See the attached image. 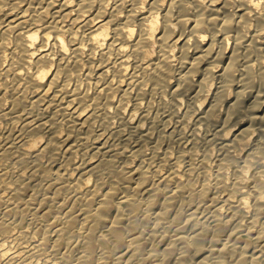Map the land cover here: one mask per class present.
I'll return each mask as SVG.
<instances>
[{
	"label": "bare ground",
	"instance_id": "1",
	"mask_svg": "<svg viewBox=\"0 0 264 264\" xmlns=\"http://www.w3.org/2000/svg\"><path fill=\"white\" fill-rule=\"evenodd\" d=\"M166 2L0 0V264H264V0Z\"/></svg>",
	"mask_w": 264,
	"mask_h": 264
},
{
	"label": "rangeland",
	"instance_id": "2",
	"mask_svg": "<svg viewBox=\"0 0 264 264\" xmlns=\"http://www.w3.org/2000/svg\"><path fill=\"white\" fill-rule=\"evenodd\" d=\"M170 1L171 0H167V2L166 3H170ZM176 9V8H175ZM247 33H249V32H247ZM13 35H14V30H10V31H8V32H6V33H1L0 32V44L2 43V42H5V43H8V42H10L11 41V39L13 38ZM2 51V48H1V46H0V52ZM250 54H252V52H248L247 53V56L248 55H250ZM247 56H245V58L247 57ZM251 56H248L246 59H248V58H250ZM245 59V60H246ZM2 67H4V65H2L0 68H2ZM82 82V84H85V82H83V81H81ZM147 86V85H146ZM145 86V87H146ZM91 88V87H90ZM92 89V88H91ZM28 99H31V96L29 95L28 97H27ZM113 98H115V101H117L118 100V96H116V95H114L113 96ZM6 102H7V100H4V104H6ZM129 106V100L128 99H125V101L123 102V108L124 107H128ZM16 127H17V129H19V127H20V122H18V123H16ZM166 144H167V139L165 138V139H163V142H162V146H166ZM187 212V211H186ZM185 212V214H184V217H183V222H186V220H187V218H186V216H187V213ZM185 220V221H184ZM190 222V221H189ZM187 223V229H186V231L187 232H190L191 230H193V228L194 227H196L195 226V223H193V222H190V223H188V221L186 222ZM188 224H189V226H188ZM193 224V225H192ZM233 226V225H232ZM161 229V228H160ZM159 229V230H160ZM163 229V228H162ZM162 229H161V231H162ZM191 229V230H190ZM173 232V231H172ZM208 236L209 237H211V232H209L208 233ZM226 237V236H225ZM225 237H223L222 239H225ZM208 243H210L209 241H208ZM180 245H178L177 246V252H179L180 251ZM96 257V256H95ZM191 257V258H190ZM189 258L192 260H194V258L192 257V255L190 256ZM234 258H235V256L234 257H228V259L226 260V262L227 263H229V262H231L232 260H234ZM189 259V260H190ZM189 261V262H192V261ZM193 262H196L195 260L193 261ZM192 262V263H193ZM103 263L104 264H113V256L111 255V254H108L106 257H105V259H103Z\"/></svg>",
	"mask_w": 264,
	"mask_h": 264
}]
</instances>
